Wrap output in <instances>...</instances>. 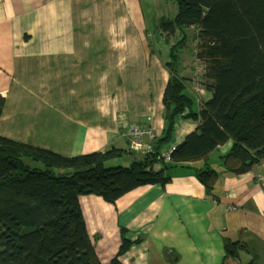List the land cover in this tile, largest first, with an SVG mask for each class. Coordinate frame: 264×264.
<instances>
[{"label": "crops", "instance_id": "crops-1", "mask_svg": "<svg viewBox=\"0 0 264 264\" xmlns=\"http://www.w3.org/2000/svg\"><path fill=\"white\" fill-rule=\"evenodd\" d=\"M177 8L173 0H0V137L64 157L118 151L111 162L123 167L143 160L166 125L171 46L162 23ZM175 124L164 154L198 128L183 117ZM133 125L156 139L133 151ZM232 148L173 167L165 187L137 188L115 204L82 196L100 261L109 264L126 240L123 264H264V163L235 175L222 159ZM203 168L218 173L210 191L198 178ZM230 242L243 246L238 259L227 255Z\"/></svg>", "mask_w": 264, "mask_h": 264}, {"label": "trees", "instance_id": "trees-1", "mask_svg": "<svg viewBox=\"0 0 264 264\" xmlns=\"http://www.w3.org/2000/svg\"><path fill=\"white\" fill-rule=\"evenodd\" d=\"M173 1L177 15L162 23L171 46L166 125L143 160L107 167L123 153L64 157L0 137V264H103L87 230L82 196L115 204L137 188L165 187L171 168L207 163L229 141L233 148L222 157L229 172L246 174L264 163V0ZM189 42L203 71L195 79L180 73ZM199 89L204 96L197 94ZM4 106L0 96V118ZM177 117L196 122L198 128L165 162L161 147L171 141ZM198 178L210 191L218 173L203 168ZM131 245L123 240L109 264H123L120 258ZM242 247L228 243L227 255L238 259Z\"/></svg>", "mask_w": 264, "mask_h": 264}, {"label": "built area", "instance_id": "built-area-1", "mask_svg": "<svg viewBox=\"0 0 264 264\" xmlns=\"http://www.w3.org/2000/svg\"><path fill=\"white\" fill-rule=\"evenodd\" d=\"M131 135V147L133 151H139L142 149L143 143L146 139L153 141L156 139L155 133L151 129H147L138 125H133L130 128ZM164 160L166 162L171 161V151L164 155ZM258 182L264 185V174H259L257 176Z\"/></svg>", "mask_w": 264, "mask_h": 264}, {"label": "rangeland", "instance_id": "rangeland-1", "mask_svg": "<svg viewBox=\"0 0 264 264\" xmlns=\"http://www.w3.org/2000/svg\"><path fill=\"white\" fill-rule=\"evenodd\" d=\"M177 12H178V8H177ZM188 47L189 49L184 53V55H182V65L185 66L187 72L189 73H194V71H198V74H201L203 72L202 67L200 66L201 64L197 62L195 58L193 57L194 51L192 49H194V46L193 44H191V42H189ZM108 166L116 167L119 165H116L115 163L110 162L107 164V167Z\"/></svg>", "mask_w": 264, "mask_h": 264}, {"label": "bare ground", "instance_id": "bare-ground-1", "mask_svg": "<svg viewBox=\"0 0 264 264\" xmlns=\"http://www.w3.org/2000/svg\"><path fill=\"white\" fill-rule=\"evenodd\" d=\"M171 152H172V151H171ZM164 155H165V154H164V153H162V156H163V157H164Z\"/></svg>", "mask_w": 264, "mask_h": 264}]
</instances>
